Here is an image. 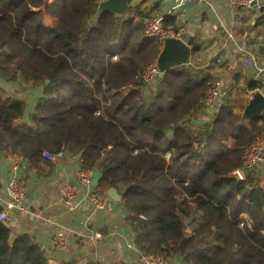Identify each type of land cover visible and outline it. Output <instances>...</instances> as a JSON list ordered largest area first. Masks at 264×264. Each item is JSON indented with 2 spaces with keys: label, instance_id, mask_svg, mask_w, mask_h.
Here are the masks:
<instances>
[{
  "label": "trees",
  "instance_id": "1",
  "mask_svg": "<svg viewBox=\"0 0 264 264\" xmlns=\"http://www.w3.org/2000/svg\"><path fill=\"white\" fill-rule=\"evenodd\" d=\"M99 3L0 0V74L42 86L29 122L25 100L0 95V149L31 164L44 151L80 154L100 189L122 194L140 250L185 264H264V183L251 171L233 176L264 133V113L246 121L224 102L214 120L195 123L212 74L180 64L147 89L144 70L164 41L131 7L98 15ZM175 23L164 15L165 28ZM11 235L0 220V264H79L52 263L32 235Z\"/></svg>",
  "mask_w": 264,
  "mask_h": 264
},
{
  "label": "crops",
  "instance_id": "2",
  "mask_svg": "<svg viewBox=\"0 0 264 264\" xmlns=\"http://www.w3.org/2000/svg\"><path fill=\"white\" fill-rule=\"evenodd\" d=\"M130 7L145 24L156 14L175 15L176 23L168 29L192 48L198 45L197 51L191 52L187 65L203 73L209 71L214 78L213 84L220 81L216 98L210 103L204 102L194 113V122H205L195 123L202 125L214 120L224 102L232 104L238 113L237 96L245 109L255 91L264 93V80L259 74L264 64V19L256 20L257 14L252 9L235 10L230 0H189L182 6H177L176 0H131ZM45 21L55 22L49 15L45 16ZM247 58H253L254 63L248 65ZM254 81L260 86L253 90L250 84ZM41 94L42 86L26 81L21 74L13 78L0 74V95L27 103L21 121H31ZM258 124L264 126V119L258 120ZM45 159L31 164L26 158L0 149V204L8 213L7 223L12 234L32 235L46 249L52 263L76 259L79 264L88 261L113 264L124 258L140 264L137 249L131 247L135 243L126 221L129 211L122 199L113 200L109 189L104 191L98 187L100 172L96 168H83L82 156L66 150L57 160ZM250 171L264 183V163ZM15 174L26 187L25 211L8 207L11 201L8 184ZM66 183H71L75 190L72 204L62 195ZM97 192L106 198L104 208L96 207L93 194ZM97 231L104 235L98 242L91 239ZM58 232H62L65 239L61 248L54 245ZM171 260L175 264H185L181 256Z\"/></svg>",
  "mask_w": 264,
  "mask_h": 264
},
{
  "label": "built area",
  "instance_id": "3",
  "mask_svg": "<svg viewBox=\"0 0 264 264\" xmlns=\"http://www.w3.org/2000/svg\"><path fill=\"white\" fill-rule=\"evenodd\" d=\"M102 0H99V2ZM189 0H176L177 6L184 5ZM255 0H230V4L233 9L237 10L240 8H253L252 3ZM163 14H156L152 16L145 25V32L149 36H157L162 41L169 36H175L171 29L165 28L163 26ZM117 55H114V59H117ZM248 65L254 63V59H245ZM159 71L157 59L149 64L143 73L144 81L149 84L152 81H155L157 78V73ZM259 74L264 80V64L259 68ZM220 81L215 82L208 89L207 96L204 99V102L210 103L213 101L216 96L219 94ZM65 150H60L57 152L44 151V157L50 160H57L64 155ZM264 163V133L259 134L255 137L253 142L248 145L243 154L242 166L239 170L241 173L242 179L245 178L247 171L252 170L256 166ZM84 178L87 181H91L88 175H84ZM8 190L11 195V201L8 203V207H17L18 209L25 211L26 210V200H27V191L25 185L22 183L18 174L13 175L11 181L8 184ZM63 198L69 203L72 204L75 197V190L71 183H66L62 188ZM93 199L96 203L97 208L105 207V197H102L101 193L97 192L93 194ZM8 213L5 209L0 206V220L7 221ZM104 237L101 231H97L91 236V239L98 242ZM54 245L58 248H61L65 245L64 234L58 232L54 239ZM137 249L138 252V261L140 264H175L172 260L162 254L150 253L143 250H140L135 244L131 245Z\"/></svg>",
  "mask_w": 264,
  "mask_h": 264
},
{
  "label": "water",
  "instance_id": "4",
  "mask_svg": "<svg viewBox=\"0 0 264 264\" xmlns=\"http://www.w3.org/2000/svg\"><path fill=\"white\" fill-rule=\"evenodd\" d=\"M131 5V0H102L99 3L98 15L104 11H112L119 14L126 13ZM253 12L257 14L256 20L264 19V0H255L253 3ZM192 47L184 39L176 36H169L165 39L163 47L157 58L159 71L157 77L164 75L165 71L173 68L176 65L187 64L190 61V54ZM49 82V79L46 80ZM264 111V93L257 90L253 93L249 103L246 105L242 117L245 120L256 118ZM197 123H204L205 121H195ZM233 176L242 179L241 173L237 169ZM97 182V180H96ZM109 196L116 201L122 199V194L116 187H110L108 190ZM15 235H11V239H15ZM113 264H137L136 261H129L127 259H118Z\"/></svg>",
  "mask_w": 264,
  "mask_h": 264
},
{
  "label": "rangeland",
  "instance_id": "5",
  "mask_svg": "<svg viewBox=\"0 0 264 264\" xmlns=\"http://www.w3.org/2000/svg\"><path fill=\"white\" fill-rule=\"evenodd\" d=\"M154 83H155V81H152L151 83H149V84H147L146 86L148 87L147 89H149V88H153V85H154ZM243 89V88H242ZM238 94H236V96H237ZM235 97V96H234ZM237 100L239 101V103H238V113H240L241 115H242V112H243V110H244V103H241L240 101V99H239V96H237ZM235 106H236V104H234ZM234 173V172H233ZM171 259V258H170Z\"/></svg>",
  "mask_w": 264,
  "mask_h": 264
}]
</instances>
